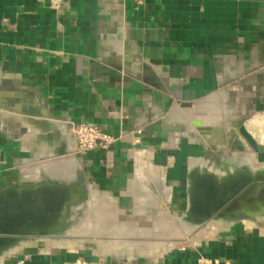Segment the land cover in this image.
Masks as SVG:
<instances>
[{
  "label": "crops",
  "instance_id": "1",
  "mask_svg": "<svg viewBox=\"0 0 264 264\" xmlns=\"http://www.w3.org/2000/svg\"><path fill=\"white\" fill-rule=\"evenodd\" d=\"M79 123L112 141L77 152ZM232 178L253 188L237 216L196 225L208 237L111 264H264V0H0V194L57 193L62 213L80 200L74 225L106 192L121 223L143 226ZM40 238L3 264H69L85 248Z\"/></svg>",
  "mask_w": 264,
  "mask_h": 264
},
{
  "label": "bare ground",
  "instance_id": "2",
  "mask_svg": "<svg viewBox=\"0 0 264 264\" xmlns=\"http://www.w3.org/2000/svg\"><path fill=\"white\" fill-rule=\"evenodd\" d=\"M137 160L139 163L137 179L140 180L144 174H148L151 177L152 174L146 169L147 164L142 158V155H139ZM154 173H156L154 177H157V179L160 177L159 179H161L158 172ZM138 183L140 184V182ZM166 189L164 198L168 200L170 197V189ZM91 194V199L88 201L87 206L83 208L85 215L69 231L74 238L49 239L48 237H43L47 247L50 249H59L61 247L66 249H81L86 244L91 243L93 245V251L96 254H113L131 258L139 254L159 256L182 240L196 243L201 238L208 237L205 235L204 227L198 228L196 225L189 223L184 217L171 215L166 207L162 213L163 217H160L159 220L154 218L155 220L148 225H124L120 222L121 211L112 206V199L109 194L98 191H94ZM142 197V194L139 193L135 198H138L139 202L142 203ZM81 203L80 200L78 202L73 201L72 207H68L63 213L61 212L62 214L58 218L59 225H65L69 221H75L78 210L83 206H81ZM55 226L56 224L53 227ZM27 242L28 240L21 241L20 244L24 245ZM21 245L10 248L7 252H12L14 249L20 248ZM2 259L3 257L1 256L0 264H2Z\"/></svg>",
  "mask_w": 264,
  "mask_h": 264
},
{
  "label": "water",
  "instance_id": "3",
  "mask_svg": "<svg viewBox=\"0 0 264 264\" xmlns=\"http://www.w3.org/2000/svg\"><path fill=\"white\" fill-rule=\"evenodd\" d=\"M200 186L203 187V191L199 193V196H202L201 201L204 205H199L196 200V205L188 206L186 215L183 216L187 220L198 221L193 224L197 226H203L208 220L225 213L231 212L237 216L238 202L251 191L253 182L252 180L246 182L245 178H232L229 182L222 184L204 181ZM263 186L262 181L259 183V188L261 189ZM199 196L195 195L196 198ZM64 202L65 197L60 199L57 193L52 195H39L29 191L1 193L0 257L4 258L17 251L19 248L7 252L10 248L21 245V241L29 240L32 237H55L52 233L56 232V229H61L63 232L70 229L72 223L69 222L65 225L58 223ZM54 224L57 227H53ZM59 237L71 238L72 236L64 234Z\"/></svg>",
  "mask_w": 264,
  "mask_h": 264
},
{
  "label": "rangeland",
  "instance_id": "4",
  "mask_svg": "<svg viewBox=\"0 0 264 264\" xmlns=\"http://www.w3.org/2000/svg\"><path fill=\"white\" fill-rule=\"evenodd\" d=\"M184 214V211L182 212L181 215ZM85 215V214H84ZM186 215V214H185ZM77 217H78V213H77ZM83 217V216H82ZM81 219V217H80ZM76 221V220H75ZM75 221H72V222H75ZM77 223V222H76ZM74 223V225L76 224ZM194 223H198V221H194L192 224ZM150 224V223H149ZM74 225L71 224L70 228H72ZM124 225H130V224H124ZM146 225V224H145ZM140 226V225H138ZM57 227V226H56ZM60 228V227H58ZM57 231L52 233L54 234V236H61V235H64V234H67L69 229L66 230V232H63L61 229L58 230L56 229ZM69 234V233H68ZM49 239H62V237L58 238H49ZM184 241V242H183ZM34 243V246H37L39 248H41V250L43 249V245L45 244V239L44 238H40L38 240H34L33 241ZM185 243H190V244H194V243H191V242H185V240H182L181 242H179L178 244H176L177 246H180L182 244H185ZM46 245V244H45ZM174 245V246H176ZM85 248L81 251V252H78L76 253V255L73 257V261L70 262V264H77V261L80 260V264H83V262H87L89 264H96V263H106V264H111V262H118V261H124V258L122 256H118V255H113V254H107V255H100V254H96L94 251H93V245L92 244H87L86 246H84ZM66 249V248H65ZM48 250V249H47ZM46 249H43V251H47ZM52 250H57V249H52ZM63 252L64 251H67V250H62ZM23 252V251H22ZM20 252V254L22 253ZM19 255V253H12L11 255H8V256H5L3 259H2V264L3 262H8L10 261L11 259H13L14 257H17ZM25 254H23L22 256H24Z\"/></svg>",
  "mask_w": 264,
  "mask_h": 264
},
{
  "label": "built area",
  "instance_id": "5",
  "mask_svg": "<svg viewBox=\"0 0 264 264\" xmlns=\"http://www.w3.org/2000/svg\"><path fill=\"white\" fill-rule=\"evenodd\" d=\"M74 134L77 139L76 151L80 153H85L97 146L106 147L112 141L111 136L102 132L97 126L87 123L76 124L74 126ZM77 264H80V260L77 261ZM83 264L89 263L83 262Z\"/></svg>",
  "mask_w": 264,
  "mask_h": 264
}]
</instances>
